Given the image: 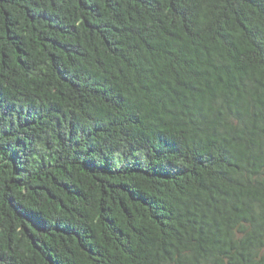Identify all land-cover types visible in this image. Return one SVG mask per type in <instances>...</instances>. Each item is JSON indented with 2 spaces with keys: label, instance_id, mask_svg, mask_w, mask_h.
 <instances>
[{
  "label": "trees",
  "instance_id": "trees-1",
  "mask_svg": "<svg viewBox=\"0 0 264 264\" xmlns=\"http://www.w3.org/2000/svg\"><path fill=\"white\" fill-rule=\"evenodd\" d=\"M0 264H264V0H0Z\"/></svg>",
  "mask_w": 264,
  "mask_h": 264
}]
</instances>
